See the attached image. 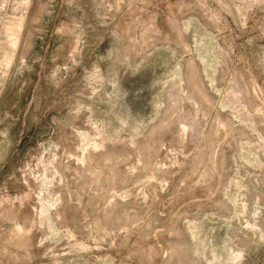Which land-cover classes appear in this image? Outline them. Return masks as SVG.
I'll return each instance as SVG.
<instances>
[{
	"label": "rangeland",
	"instance_id": "374dc122",
	"mask_svg": "<svg viewBox=\"0 0 264 264\" xmlns=\"http://www.w3.org/2000/svg\"><path fill=\"white\" fill-rule=\"evenodd\" d=\"M0 264H264V0H0Z\"/></svg>",
	"mask_w": 264,
	"mask_h": 264
}]
</instances>
